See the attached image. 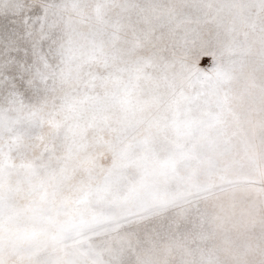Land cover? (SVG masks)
Listing matches in <instances>:
<instances>
[{
  "label": "snow or ice",
  "instance_id": "obj_1",
  "mask_svg": "<svg viewBox=\"0 0 264 264\" xmlns=\"http://www.w3.org/2000/svg\"><path fill=\"white\" fill-rule=\"evenodd\" d=\"M0 264H264V0H0Z\"/></svg>",
  "mask_w": 264,
  "mask_h": 264
},
{
  "label": "rangeland",
  "instance_id": "obj_2",
  "mask_svg": "<svg viewBox=\"0 0 264 264\" xmlns=\"http://www.w3.org/2000/svg\"><path fill=\"white\" fill-rule=\"evenodd\" d=\"M205 63H207V61H205Z\"/></svg>",
  "mask_w": 264,
  "mask_h": 264
}]
</instances>
